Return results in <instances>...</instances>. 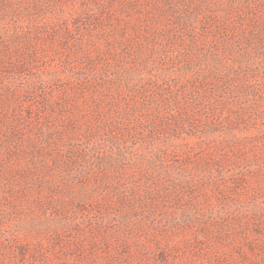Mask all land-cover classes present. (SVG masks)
I'll use <instances>...</instances> for the list:
<instances>
[{"label": "rangeland", "instance_id": "1", "mask_svg": "<svg viewBox=\"0 0 264 264\" xmlns=\"http://www.w3.org/2000/svg\"><path fill=\"white\" fill-rule=\"evenodd\" d=\"M87 59L105 91L77 90ZM257 82L264 0H0V94L26 108L44 85L39 132L63 135L36 156L0 136V264H213L218 223L264 229Z\"/></svg>", "mask_w": 264, "mask_h": 264}, {"label": "trees", "instance_id": "2", "mask_svg": "<svg viewBox=\"0 0 264 264\" xmlns=\"http://www.w3.org/2000/svg\"><path fill=\"white\" fill-rule=\"evenodd\" d=\"M254 24L256 23L254 22ZM128 52H130L132 55L131 49H129ZM18 54L19 52H16V55ZM27 54H28L29 60L34 59L35 53L33 51L27 52ZM23 56L24 55L20 57L21 59L19 62L20 66H16V65L12 66L11 68L12 71L25 72L24 70H25L27 63H26V59H24ZM115 57H116L115 63L124 64V56L116 55ZM120 61H123V62H120ZM135 62L134 63L132 62V64H135ZM85 63H86L85 66H88V68L90 69L86 70L85 72H83L82 75L78 77L81 80H79V83H78L79 87L77 88V90L81 93L88 92L91 84H94L93 89H95V93L100 92V90L105 91V89H107L106 83H108L105 78L106 74L103 72L102 69H100L99 71L94 68L96 62L87 59ZM92 72L94 73L90 77L89 73H92ZM95 72H98L100 74H96ZM245 82H247L248 84L252 83V82H249L248 80H245ZM258 84H259L258 82L255 83L254 89L252 91H255V93L258 92L257 96L258 98H260L259 93H261V91H260V84L259 85ZM206 85L207 84L205 83H199V89L200 90L205 89ZM241 85L243 89L245 83L242 82ZM33 88H34L33 91L27 92L28 96L26 99L28 103L29 102L41 103L43 101V98L45 99V97L42 95L43 94L46 95L45 91H43L45 86L36 84ZM73 90H74L73 88H70L68 86L65 87L64 97L70 98L74 96L77 92L76 91L74 92ZM192 91L195 92V89H193ZM180 92L181 94H179L178 92L176 93L172 92L174 96V101L180 108L182 107L181 109H183L182 110L183 115L187 118V117H190L189 114L186 115V112L188 110L187 108H191V109L197 108L198 104H196L195 101L199 98H191V97L188 98L185 94V89L180 90ZM154 95H158V93H155ZM13 97L14 96L11 95L7 90L5 93L0 94V136L6 138L7 144L10 143L11 145L15 144L16 146L23 147V152L21 153H23L25 156H36L38 154L42 155L40 154V148H41V151H43L44 150L43 147L44 146L48 147L49 142L51 143L52 146L56 147L58 141H61L63 138V135L59 132V128L62 126L53 124V122L50 123L51 127H53L54 125L55 132L54 134L50 132V134L46 136L42 134L41 132H39L40 124L38 123V121H41L43 118L42 117L43 112L47 114V117H50L52 119L53 111L51 107L53 106H49L48 105L49 103L48 104L46 103L47 106L45 110L43 109L41 110V107L37 109L32 103H30L29 106H27L26 108H23L22 106L26 101L22 102L21 105H19L20 102L17 100H14ZM154 98H156V96H154L153 99ZM258 98L253 99L254 103L258 102ZM260 99L264 100V98H260ZM144 101H146L145 103V105L147 106L146 109L149 111L150 110L149 108L152 105V103L150 99H147ZM93 103L94 104L96 103L95 104L96 112L95 111L90 112V115L94 113V118L96 119V121L106 124L109 121V119H105L103 121L102 109L99 108L101 107V104L96 101ZM158 104L159 103H157V105ZM165 106L166 105H161V108ZM60 107L62 108L60 115L62 117H65V112H64L65 108L62 105ZM133 113H135V111ZM159 113H161V111ZM159 113H157V116L158 115L162 116ZM162 114L164 113L162 112ZM5 123L10 124L9 125L10 127H8L7 132L4 129V126H6ZM108 127L110 128L112 126L110 125ZM122 129L123 128H121L120 130ZM116 130H119V128H115V131ZM123 133L125 134V131ZM37 135L38 137L35 138V136ZM43 142L45 143L47 142V144ZM63 142H66V141H63ZM263 144L261 143V145ZM49 151H51V149H49ZM11 155L17 158V155H20V154H17V152L16 153L12 152L11 150ZM214 228H215L214 232H216V234H214L216 236L215 243H214L215 245L214 249L221 250L222 257L221 256L212 257L214 258L213 264H223V263H220V261H222V259L226 260V257L229 256V254H226V257H224L225 255L223 254V252H226V253L233 252V257H236V261L232 262L231 264H264V229L261 230V228L258 227V230H256V232L253 233L252 236H250L249 231L245 227V223H242L238 229H235L234 227L230 229V226H226L220 223H218L217 226ZM208 233L209 232H207V235ZM198 246L200 247V245ZM198 246L196 248H199ZM214 256H217L216 253H214ZM210 264H211V261H210Z\"/></svg>", "mask_w": 264, "mask_h": 264}]
</instances>
